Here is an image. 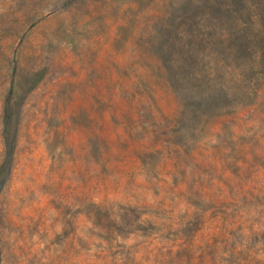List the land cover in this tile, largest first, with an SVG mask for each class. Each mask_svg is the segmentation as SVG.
I'll return each mask as SVG.
<instances>
[{
	"label": "rangeland",
	"instance_id": "obj_1",
	"mask_svg": "<svg viewBox=\"0 0 264 264\" xmlns=\"http://www.w3.org/2000/svg\"><path fill=\"white\" fill-rule=\"evenodd\" d=\"M7 95L0 264H264V0H0Z\"/></svg>",
	"mask_w": 264,
	"mask_h": 264
},
{
	"label": "trees",
	"instance_id": "obj_2",
	"mask_svg": "<svg viewBox=\"0 0 264 264\" xmlns=\"http://www.w3.org/2000/svg\"><path fill=\"white\" fill-rule=\"evenodd\" d=\"M38 78H34V84L41 79L42 72L36 73ZM16 106L12 102L11 95H7L3 101L2 115H3V162L1 164L0 174L4 175L3 179H6L7 173L10 170V164L13 159L14 149L16 144V130L14 123L17 118ZM199 109V108H198Z\"/></svg>",
	"mask_w": 264,
	"mask_h": 264
}]
</instances>
